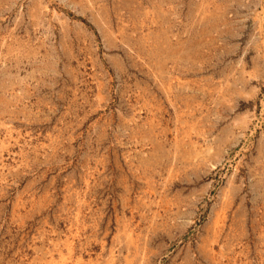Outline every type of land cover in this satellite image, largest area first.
Wrapping results in <instances>:
<instances>
[{"label":"rangeland","instance_id":"1","mask_svg":"<svg viewBox=\"0 0 264 264\" xmlns=\"http://www.w3.org/2000/svg\"><path fill=\"white\" fill-rule=\"evenodd\" d=\"M0 264H264V0H0Z\"/></svg>","mask_w":264,"mask_h":264}]
</instances>
